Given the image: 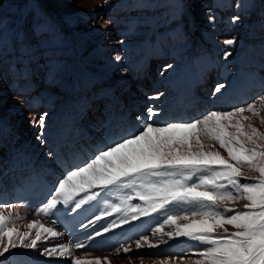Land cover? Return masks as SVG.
I'll return each instance as SVG.
<instances>
[{
    "label": "bare ground",
    "instance_id": "bare-ground-1",
    "mask_svg": "<svg viewBox=\"0 0 264 264\" xmlns=\"http://www.w3.org/2000/svg\"><path fill=\"white\" fill-rule=\"evenodd\" d=\"M148 1L0 0V203L12 204L5 195L11 174L35 167L56 184L68 169L81 166L106 145L137 131L136 117L146 115L149 106L160 111L154 118L157 124L186 122L234 105L247 89L264 84V0H251L247 8L242 0H160L161 9L160 5L143 8ZM30 4L38 10L32 7L24 17ZM178 5L181 14L175 10ZM68 14L75 19L73 24L65 21ZM235 16L240 19L232 23ZM226 39L236 43L227 46ZM59 41L66 46H59ZM226 51L232 53L227 60ZM220 83L237 84L229 91L237 95L234 102H228L227 88L214 93ZM159 93H163L160 100L151 99ZM53 100L56 104L44 112L48 115L41 130L39 111ZM73 155H78L77 164ZM60 160L67 166L62 168ZM245 174L256 175L247 170ZM127 191L103 193L108 198L101 212L110 210L106 205L120 203ZM189 207L170 205L163 212L102 234L99 237L117 232L121 238L119 245L103 254L77 252L54 228L59 235L43 234L36 249L18 247L0 260L3 264H71L74 258L100 257L102 261L107 258V264H160L164 260L180 264L171 258L184 257V264H189L205 245L163 234L174 232L164 224L167 215ZM11 212L10 226L19 231H28L32 221L51 227L32 209L13 205ZM104 218L98 231L113 220L119 222L124 212ZM161 225L160 232L153 231ZM35 231L31 230V238ZM145 236L148 243L141 239ZM138 240L140 248L136 247ZM61 245L71 255H61ZM53 247L57 252L52 257L40 254ZM124 248L131 251L125 253Z\"/></svg>",
    "mask_w": 264,
    "mask_h": 264
},
{
    "label": "snow or ice",
    "instance_id": "snow-or-ice-1",
    "mask_svg": "<svg viewBox=\"0 0 264 264\" xmlns=\"http://www.w3.org/2000/svg\"><path fill=\"white\" fill-rule=\"evenodd\" d=\"M213 19L209 17L210 21ZM239 19V16L233 17L232 23ZM224 43L232 46L236 41L226 39ZM231 54L226 51L224 59ZM120 59L116 55L115 60ZM225 88L220 83L214 93L219 94ZM162 95L156 94L151 99L160 100ZM47 115L43 113L38 118L41 130L45 128ZM159 115L158 109L149 106L146 115L136 117L140 124L137 131L114 140L81 166L61 175L41 208L44 216L53 217L49 223L54 225L58 222L55 212L60 205L76 213L112 189L128 190L120 203L106 205L109 211H102L88 221L93 224L113 213L124 212V218L108 223L94 233L95 237L142 216L163 212L170 205H189L180 214L167 215L164 224L172 226L174 232L163 233L169 239L175 235L205 245L193 254L197 258L189 264H264V131L254 124L259 119L264 126V95L245 106L227 111L211 110L201 118L186 122L160 125L154 120ZM245 170L256 175H246ZM242 180L252 182L242 183ZM133 200L142 203L132 204ZM241 202L242 208L235 207ZM12 207V204L0 203V257H6L18 247L36 249L45 233L59 235L53 227L38 221L28 223V231L10 226ZM162 227L153 231L160 232ZM229 227L233 230L229 231ZM34 228L35 236L31 238ZM141 239L148 243L146 236ZM141 246L136 241V247ZM74 247L81 249L86 245L75 243ZM60 248L61 255L65 252L71 255L67 246ZM123 250L131 251L130 248ZM56 252L57 248L53 247L40 254L52 257ZM171 259H179L184 264L185 258ZM71 264H107V258L103 261L100 257L74 258ZM160 264L169 262L164 260Z\"/></svg>",
    "mask_w": 264,
    "mask_h": 264
},
{
    "label": "rangeland",
    "instance_id": "rangeland-1",
    "mask_svg": "<svg viewBox=\"0 0 264 264\" xmlns=\"http://www.w3.org/2000/svg\"><path fill=\"white\" fill-rule=\"evenodd\" d=\"M131 2H132V0H130ZM170 1H172V0H170ZM243 2V4H242V6L243 7H245V8H247V7H249V4H250V2H251V0H242ZM148 4H146L145 2H144V4L145 5H143L142 4V6H143V8H155V6L156 5H160V9L163 7V4H161L160 3V0H149L148 2H147ZM33 7V5L32 4H30L29 5V7H28V9L27 10H25L24 11V17H26L30 12H31V10L34 8H32ZM37 7L35 6V8L34 9H36ZM36 10H38V8L36 9ZM175 10H176V12L178 13V14H181V12H182V7L181 6H177L176 8H175ZM264 11V9L262 10V12ZM65 21L67 22V23H69V24H73L74 22H75V19L73 20V18H71L70 16H69V14H68V17H65ZM218 23H219V21H217ZM57 44L59 45V46H61L62 47V45H63V47H65L66 46V42H61V41H59V42H57ZM47 45L48 44H46V43H44L43 44V47H47ZM69 56H72L73 55V53H70V54H68ZM235 68V67H234ZM236 86H237V84H236ZM235 86V84H231V85H226V88L227 89H225L226 91L225 92H229L230 90H231V88L232 87H236ZM229 88V89H228ZM260 95H264V84L263 83H261V84H259V85H257V86H254V88H250V90L249 89H247V91L246 92H244L243 94H242V96L240 97V99H238L237 100V103H235L234 105H231V106H227V107H223L222 109H220V110H223V111H227V110H232L233 108H235V107H239V106H245L246 104H248V103H250V102H253L258 96H260ZM227 96H230L229 98H228V102H234V100H236V96L237 95H234V94H231L230 95V92L227 94ZM225 98V97H224ZM224 98L220 101V106H222V103H223V101H224ZM31 104V106H33V105H36V103H30ZM54 104H56V100H53V101H51V102H49L47 105H46V107L43 109V111H39V113L40 114H43L44 112H47L48 110H50V109H52V107L54 106ZM215 110H217V109H215ZM254 124L256 125V127L257 128H259L261 131H264V127H262V125L260 124V121H259V119H256L255 121H254ZM261 127V128H260ZM263 129V130H262ZM206 143H210V142H208V141H206ZM6 168H4V170H5ZM60 264H62V263H60Z\"/></svg>",
    "mask_w": 264,
    "mask_h": 264
}]
</instances>
